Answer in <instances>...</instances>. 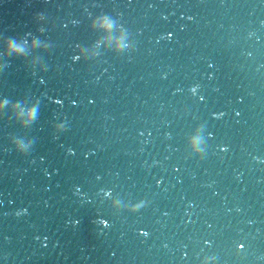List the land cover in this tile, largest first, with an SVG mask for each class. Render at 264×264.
Wrapping results in <instances>:
<instances>
[{
	"label": "water",
	"instance_id": "obj_1",
	"mask_svg": "<svg viewBox=\"0 0 264 264\" xmlns=\"http://www.w3.org/2000/svg\"><path fill=\"white\" fill-rule=\"evenodd\" d=\"M0 264H264V12L1 132Z\"/></svg>",
	"mask_w": 264,
	"mask_h": 264
},
{
	"label": "clouds",
	"instance_id": "obj_2",
	"mask_svg": "<svg viewBox=\"0 0 264 264\" xmlns=\"http://www.w3.org/2000/svg\"><path fill=\"white\" fill-rule=\"evenodd\" d=\"M104 27H110V25L108 24L107 21H105V24L103 25ZM9 51L10 53H22L24 50L22 47H20L19 45L15 44V42H10L9 43ZM35 116V109H32L30 112H29V119H32L34 118Z\"/></svg>",
	"mask_w": 264,
	"mask_h": 264
}]
</instances>
